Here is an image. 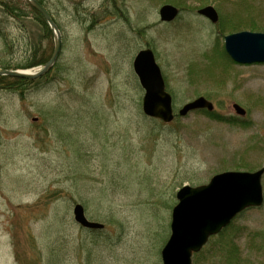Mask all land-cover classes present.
<instances>
[{"label":"rangeland","instance_id":"1","mask_svg":"<svg viewBox=\"0 0 264 264\" xmlns=\"http://www.w3.org/2000/svg\"><path fill=\"white\" fill-rule=\"evenodd\" d=\"M169 3L180 14L164 23L158 8ZM204 5L218 11L217 23L198 16ZM49 7L61 32L57 63L11 90L4 85L13 80L0 82V264H162L179 187L264 165V63H234L223 52L224 34L248 29L232 31L235 23L264 25V0H56ZM31 36L42 40L39 54H52V35L23 30L0 11V62L25 64ZM146 47L173 99L168 123L141 111L144 89L131 64ZM200 95L222 120L202 110L177 114ZM261 181L264 193V174ZM75 203L103 229L81 228ZM224 232L192 264H225L230 236L241 264H264V201Z\"/></svg>","mask_w":264,"mask_h":264},{"label":"water","instance_id":"2","mask_svg":"<svg viewBox=\"0 0 264 264\" xmlns=\"http://www.w3.org/2000/svg\"><path fill=\"white\" fill-rule=\"evenodd\" d=\"M39 15L45 19L54 40L52 54L42 65L32 69H7L0 67V76H11L32 80L42 77L52 68L61 50V33L54 18L38 0H26ZM200 16L209 22L218 20V12L211 5L197 9ZM159 19L170 22L178 15V9L172 4H163L158 9ZM224 52L234 62L242 65L264 63V32L239 30L225 34ZM133 71L144 89L141 110L149 118H158L170 122L173 118V99L166 91L161 69L156 63L152 49L142 48L134 55ZM236 114L244 115L245 109L233 103ZM195 109L212 111V103L203 96L184 103L178 114L184 116ZM262 167L246 170L222 171L209 178L205 184L193 186L184 184L175 193L176 203L171 210L168 240L160 249L162 264H192V254L213 234L219 233L242 210L263 205ZM73 219L86 229H103L104 224L90 221L85 215L83 205L75 203L72 207Z\"/></svg>","mask_w":264,"mask_h":264},{"label":"trees","instance_id":"3","mask_svg":"<svg viewBox=\"0 0 264 264\" xmlns=\"http://www.w3.org/2000/svg\"><path fill=\"white\" fill-rule=\"evenodd\" d=\"M54 1H56V0H38V2L41 3L47 9V11L50 13L52 18H54L55 22L58 23L57 19L52 15V13L50 12V9H49L50 8L49 6L51 4H53ZM0 11L2 13H4L5 15H7V16L9 15L14 20H16L23 30L25 29V27L29 28V30H30V28H32V30L33 29H36L37 31L40 30L42 38L47 39V40L51 39V30L48 28L47 24L40 17V15L33 8H31L30 5H28V3L25 0H0ZM27 21H28V24L26 23ZM28 25H29V27H28ZM238 25H239L238 23H235V27H234V25L231 26V28L234 27L232 29V31H235L238 28H243V29L248 28L249 30H254V31L256 29L264 30V25H262L258 22H250L249 24L245 23V27H240V26L236 27ZM31 34L34 35L33 33H31ZM28 40H29V49L30 48L32 49V47H33V52H32L33 54H31V56H29L27 58V60L25 61V64H21L18 66H12L11 64L9 65V63H5V62L1 61L0 66L10 69V68H21V67L22 68H28V67H32L34 65L42 64V63H40V61L37 60V56L41 55V54H39V53H41V51H40L41 42H42L41 38L31 36ZM31 42H33L32 47H30ZM4 78H5V76H0V81H2V79H4ZM13 81L15 83L8 85V86L7 85H4V86L11 90V88L12 89L15 88V85H20V84H22V82L23 83L30 82V81L23 79V78H21V79H15L14 78ZM205 114H207L208 116H210L211 118L216 119V120L217 119H219V120L223 119L222 116L215 114L214 112H205ZM228 120L232 123L237 122L236 119L233 117H229ZM241 213H239V215H237L236 217H239L241 215ZM231 224H232V222L226 228H224L220 233L215 234V236L222 238V236L225 235L224 230L229 228L231 226ZM211 237H213V235ZM233 239L234 238H232L231 236L228 239L225 238V243L223 244L224 248H223L222 259H224L225 264H241L240 263L241 260H240V256H239V247L233 241ZM204 246L202 247L201 251L194 253L193 256L198 255V254L201 255L202 250L204 249ZM221 246L222 245H220V247ZM205 258H207V257H205ZM218 259L221 261V258H218Z\"/></svg>","mask_w":264,"mask_h":264},{"label":"bare ground","instance_id":"4","mask_svg":"<svg viewBox=\"0 0 264 264\" xmlns=\"http://www.w3.org/2000/svg\"><path fill=\"white\" fill-rule=\"evenodd\" d=\"M40 17L44 20V22L47 24V22L45 21V19L41 16V14H40ZM47 26H48V24H47ZM49 28V27H48ZM152 49V48H151ZM153 51V50H152ZM153 54H154V51H153ZM51 56V55H50ZM50 56H44L43 54H41L38 58H37V60L38 61H40V63H44L47 59H49L50 58ZM59 57V56H58ZM58 57H57V59H58ZM57 59L55 60V63L53 64V66L57 63ZM53 66H52V68H53ZM131 67H132V64H131ZM51 68V69H52ZM50 69V70H51ZM161 74H162V71H161ZM7 78H10L11 80H13L14 79V77H9V76H5V78L4 79H7ZM162 78H163V76H162ZM15 79H17V78H15ZM2 81H4V80H2ZM2 81H0V82H2ZM229 225V224H228ZM228 225H226V227L228 226Z\"/></svg>","mask_w":264,"mask_h":264},{"label":"flooded vegetation","instance_id":"5","mask_svg":"<svg viewBox=\"0 0 264 264\" xmlns=\"http://www.w3.org/2000/svg\"><path fill=\"white\" fill-rule=\"evenodd\" d=\"M164 86H165V80H164ZM200 96H202V95H200ZM197 97V96H196ZM207 98V97H206ZM208 99V98H207ZM209 100V99H208ZM210 101V100H209ZM211 102V101H210ZM212 103V102H211ZM233 104V103H232ZM237 104V103H236ZM231 107H232V105H231ZM212 108H213V104H212ZM234 109V108H233ZM195 110H202L204 113L205 112H213L214 111V108H213V110L212 111H208L207 109H195ZM195 110H193V111H195ZM234 112H235V110H234ZM239 114H237V116H238Z\"/></svg>","mask_w":264,"mask_h":264}]
</instances>
